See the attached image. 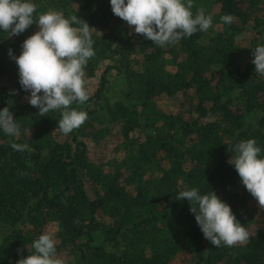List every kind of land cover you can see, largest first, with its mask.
Returning <instances> with one entry per match:
<instances>
[{
    "label": "trees",
    "instance_id": "trees-1",
    "mask_svg": "<svg viewBox=\"0 0 264 264\" xmlns=\"http://www.w3.org/2000/svg\"><path fill=\"white\" fill-rule=\"evenodd\" d=\"M34 2L37 16L55 10L93 27L90 98L73 105L88 119L64 135L59 111L41 116L30 105L9 50L19 56L37 25L0 32V109L21 128L15 138L0 132V264L32 254L44 232L65 264H264V208L228 149L255 139L264 150V76L252 63L264 44V0H193L212 27L168 47L136 35L110 0ZM191 187L230 204L249 240L205 239L190 204L177 200Z\"/></svg>",
    "mask_w": 264,
    "mask_h": 264
},
{
    "label": "clouds",
    "instance_id": "clouds-1",
    "mask_svg": "<svg viewBox=\"0 0 264 264\" xmlns=\"http://www.w3.org/2000/svg\"><path fill=\"white\" fill-rule=\"evenodd\" d=\"M113 14L133 27L136 35H142L154 45L168 47L190 38L198 32H207L213 25V17L203 9L193 12V0H110ZM34 0H0V32L19 36L34 24L39 30L22 43V52L9 56L19 69V83L30 93L31 106L39 109L41 116L59 111L57 128L64 135L80 128L88 119L86 111L73 105H82L89 98L85 69L95 56L91 27L80 16L66 17L62 12L49 10L37 14ZM221 20L233 22L231 15ZM254 72L264 76V44H258L252 52ZM56 128V129H57ZM0 132L10 138L20 135L21 128L13 112L0 109ZM13 150L23 152L27 144L11 143ZM234 166L246 190L264 208V155L255 139L241 140L228 146ZM180 201L190 204L198 227L205 239L214 246L232 247L246 243L250 233L240 223L232 207L213 190L202 193L191 187L178 194ZM32 254L22 256L17 264H65L58 256L56 240L44 232L32 243ZM22 255V253H21Z\"/></svg>",
    "mask_w": 264,
    "mask_h": 264
},
{
    "label": "rangeland",
    "instance_id": "rangeland-1",
    "mask_svg": "<svg viewBox=\"0 0 264 264\" xmlns=\"http://www.w3.org/2000/svg\"><path fill=\"white\" fill-rule=\"evenodd\" d=\"M131 28H134V26H133V27H131Z\"/></svg>",
    "mask_w": 264,
    "mask_h": 264
}]
</instances>
